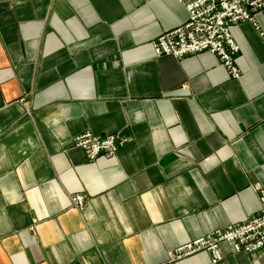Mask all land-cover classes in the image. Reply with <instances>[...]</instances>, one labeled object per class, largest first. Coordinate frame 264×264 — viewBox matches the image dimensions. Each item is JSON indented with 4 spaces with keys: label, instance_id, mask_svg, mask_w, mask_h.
Masks as SVG:
<instances>
[{
    "label": "crops",
    "instance_id": "0c3cea01",
    "mask_svg": "<svg viewBox=\"0 0 264 264\" xmlns=\"http://www.w3.org/2000/svg\"><path fill=\"white\" fill-rule=\"evenodd\" d=\"M187 18L178 0H0V264H160L259 212L264 10L230 27L238 80L208 52L155 55ZM85 131L124 144L90 161Z\"/></svg>",
    "mask_w": 264,
    "mask_h": 264
},
{
    "label": "built area",
    "instance_id": "2783aa9c",
    "mask_svg": "<svg viewBox=\"0 0 264 264\" xmlns=\"http://www.w3.org/2000/svg\"><path fill=\"white\" fill-rule=\"evenodd\" d=\"M185 8L188 18L180 27L170 30L151 45L157 57L171 56L176 59L208 52L215 56L230 79L238 80L240 71L235 64L238 47L230 35V27L239 23L256 26L254 14L264 10V0H178ZM257 28V26H256ZM72 144L82 150L88 160L99 156L113 157L124 144L117 135L98 137L85 131L74 137ZM259 212L238 225L207 233L167 253L160 264H176L178 261L200 252L210 255L211 264L222 259L220 245H230L236 253L254 257L264 256V189H257ZM73 205L81 207L84 198L76 195Z\"/></svg>",
    "mask_w": 264,
    "mask_h": 264
},
{
    "label": "rangeland",
    "instance_id": "374dc122",
    "mask_svg": "<svg viewBox=\"0 0 264 264\" xmlns=\"http://www.w3.org/2000/svg\"><path fill=\"white\" fill-rule=\"evenodd\" d=\"M82 196V195H81ZM84 198V197H83ZM73 204V203H72ZM74 206V205H73ZM83 206H84V202H83V205L81 206V207H79V208H77V209H82L83 208ZM75 207V206H74Z\"/></svg>",
    "mask_w": 264,
    "mask_h": 264
}]
</instances>
